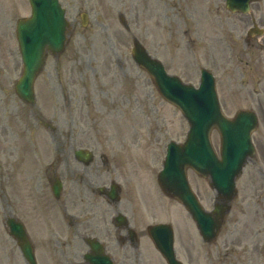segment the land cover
<instances>
[{
    "label": "rangeland",
    "instance_id": "rangeland-1",
    "mask_svg": "<svg viewBox=\"0 0 264 264\" xmlns=\"http://www.w3.org/2000/svg\"><path fill=\"white\" fill-rule=\"evenodd\" d=\"M61 2L71 24L68 41L61 54L48 56L36 78V101L31 104L22 101L14 88L22 73L16 22L31 14V6L29 0H0V264H26L3 224L12 210L27 221L39 263L57 264L61 199L49 192L47 175L40 169L56 160L61 164L64 160L66 168H77L73 152L80 147L94 150L96 161L106 155L105 163L91 169L101 173L103 181L112 174L124 197L136 196L134 200L145 209L152 206L148 201L155 202L158 208L147 211L152 215L148 221H158L161 210V220L172 219L179 256L193 257L192 264H219V249L228 247L232 257L238 254L235 249L247 251L243 264H264V218L260 217H264V210L260 212L264 194L260 199L257 193L264 187V93H246L239 84L240 77L255 79L264 72V50L246 46L241 39L249 27L236 31L224 23L225 14L238 15L218 11L225 7L219 0ZM83 11L88 12L86 26L80 18ZM135 37L163 61L169 73L186 82L198 85L201 68L211 69L227 115L247 106L258 109L257 154L237 179L238 195L220 238L213 243H205L192 218L177 203L175 209L158 189L157 174L167 144L183 142L189 125L133 60ZM212 138L219 148L217 131ZM189 178L204 206L211 209L216 194L209 180L191 170ZM45 211H51L50 217Z\"/></svg>",
    "mask_w": 264,
    "mask_h": 264
},
{
    "label": "water",
    "instance_id": "water-1",
    "mask_svg": "<svg viewBox=\"0 0 264 264\" xmlns=\"http://www.w3.org/2000/svg\"><path fill=\"white\" fill-rule=\"evenodd\" d=\"M32 16L19 19L17 33L24 63V73L16 86L21 98L34 102L33 82L44 63L46 49L58 53L64 48L69 23L65 9L59 0H30ZM243 2L248 3V0ZM232 7V5H230ZM84 23L86 18L83 15ZM133 58L154 78L161 94L178 105L191 124L184 144L171 142L164 169L159 175L163 189L179 199L189 210L204 238H214L220 228L230 201L236 193L235 178L248 157L254 153L251 133L258 121L251 110H240L234 118H228L221 110L213 74L202 69L199 88L183 83L177 76H170L163 64L153 58L146 48L135 40ZM217 128L221 134V158L216 154L210 133ZM84 155V150L76 151ZM192 167L199 174L210 177L211 185L223 202L216 204L213 212H207L191 189L187 169ZM166 225L152 228L157 247L164 253L169 264H183L175 256L172 237L160 235ZM20 244L26 258L36 264L32 247L25 235Z\"/></svg>",
    "mask_w": 264,
    "mask_h": 264
},
{
    "label": "flooded vegetation",
    "instance_id": "flooded-vegetation-1",
    "mask_svg": "<svg viewBox=\"0 0 264 264\" xmlns=\"http://www.w3.org/2000/svg\"><path fill=\"white\" fill-rule=\"evenodd\" d=\"M221 1L224 2V0ZM217 10L229 11L225 7ZM230 13L238 16L232 17L225 14L224 23L230 24L236 31L250 28L253 25L260 27L255 32L263 30L261 36L247 35L241 39L246 46H257L264 50V0L254 1L247 14ZM252 67L255 70L254 66ZM239 84L241 85L240 90L245 89L246 93H264V72H261L255 79L240 77ZM257 85L260 86L259 89ZM60 161H62L60 180L63 181L66 189L68 187L74 192L71 193L68 190L61 199L63 220L61 222V248L58 250V264H109V262L112 264H166L150 241L148 233L150 222L147 220V210L154 212L155 207H149L146 210L134 200L135 196L124 197L123 194L121 195L122 187L118 188L120 198L112 200L110 186L115 181L112 174L108 176L106 183L98 185L100 174L94 172L89 165L64 168V160ZM100 161L102 164L105 163L102 157ZM100 161H94V164L98 167ZM2 175L3 172H0V185ZM33 180H30L32 184ZM38 187H43L42 177H39ZM262 192L264 191L260 190L257 193L260 195ZM27 196L30 200L33 198L32 190ZM73 201L79 205L78 212L75 214L68 212ZM263 210L260 208L261 213ZM20 211L23 212V208H20ZM10 215L15 216L18 220L20 218L19 214L13 210L5 215V218L7 219ZM229 250L228 247L219 249V264H243L242 256L247 251L235 249L238 254L235 255L236 257H232L233 254ZM189 261L192 262L193 257H190Z\"/></svg>",
    "mask_w": 264,
    "mask_h": 264
}]
</instances>
